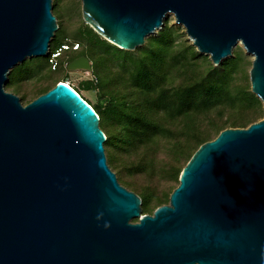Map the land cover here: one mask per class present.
I'll list each match as a JSON object with an SVG mask.
<instances>
[{
	"label": "water",
	"instance_id": "95a60500",
	"mask_svg": "<svg viewBox=\"0 0 264 264\" xmlns=\"http://www.w3.org/2000/svg\"><path fill=\"white\" fill-rule=\"evenodd\" d=\"M81 10L122 50L168 14L214 65L240 42L264 105V0H81ZM57 29L53 0H0V264H264V116L202 143L168 203L143 213L75 89L57 81L26 104L4 89L14 66L48 56ZM66 68L92 71L84 55Z\"/></svg>",
	"mask_w": 264,
	"mask_h": 264
},
{
	"label": "trees",
	"instance_id": "16d2710c",
	"mask_svg": "<svg viewBox=\"0 0 264 264\" xmlns=\"http://www.w3.org/2000/svg\"><path fill=\"white\" fill-rule=\"evenodd\" d=\"M57 30L60 31L59 25ZM82 31L83 36L95 39L107 49H110L111 45L113 52H117L119 57L122 56L120 55L121 50L117 46L105 39H100L92 27L86 25ZM172 37L171 29L168 27L163 28L159 31L157 37L152 39L148 46L143 49L145 54L132 59L131 64L136 62L138 65L133 77L135 87H126L124 93L107 89V92L103 91L99 103L95 106L85 100L98 113L100 127L102 128V125H104L110 132V135H108L105 129L102 128L106 134L104 145L107 147V154L113 165L122 162L125 165V161H119L121 156H125L128 152L136 153L140 151L141 155L137 163L126 166L129 171L145 172L148 169L154 170L155 160L148 151L151 146L148 148L147 146L153 144L159 133L171 131L164 125L169 118L181 116L180 123L185 130L186 137L193 134L197 141L195 147L189 148L187 144L180 140L179 132L174 135L175 141L170 147V151L174 152V159L168 163L167 167L170 168L168 167L165 173L178 180L184 164L187 163L192 154L202 143L211 140V128H216L215 131L218 134L225 128L247 127L249 124L258 121V118L250 116L247 112H242L239 113V117L227 118L221 124H218L216 119L212 118V113L216 112V117L220 118L225 113L235 111L237 106H241L240 108L246 106L243 109L245 110L255 101L259 102V99L247 88L238 91V89L232 87L233 69L241 60L239 56L226 59L217 66L210 64L208 67L203 68L199 61L200 54L193 47L186 46L185 52L180 57L186 60H180L175 64V58L173 60L172 58L176 57L177 51L174 50ZM54 41L58 46H50V54L47 57L50 58L52 53H59L57 59L61 62L64 57V55L62 57V52H68L69 54L63 63L64 66L75 56L86 54L84 51H74L79 48L71 49L67 43H60L61 41H57V39ZM76 45L77 47L80 46L79 43H76ZM63 46L67 48L64 49ZM180 52L178 51V53ZM125 56H129V53ZM125 56L122 57L125 59ZM88 59L90 60V58ZM46 62H48V58ZM122 67H124V64H122ZM55 70L53 69V71ZM172 72L182 81L175 83V86L162 87L163 81L167 82L168 74ZM107 79L106 81L100 79L99 86L107 82L116 84L124 81V78L117 73L109 78L107 77ZM10 82L12 83L11 79ZM93 87H96L93 81H89L85 85L87 89ZM50 88L42 90L39 94ZM74 89L79 93L76 88ZM104 94L114 97L113 101L115 105H118L120 114L112 115L111 106L106 101ZM102 114H104V121ZM108 119L113 120L112 123L114 124H108ZM204 120L209 121L204 124ZM108 149L111 152H108ZM181 155L185 156L186 162L182 166H178L176 162H179ZM126 185L136 190L129 183H126ZM140 195L142 209L146 213L145 203L147 199L143 193Z\"/></svg>",
	"mask_w": 264,
	"mask_h": 264
},
{
	"label": "rangeland",
	"instance_id": "374dc122",
	"mask_svg": "<svg viewBox=\"0 0 264 264\" xmlns=\"http://www.w3.org/2000/svg\"><path fill=\"white\" fill-rule=\"evenodd\" d=\"M53 13L57 17L60 31H55V35L51 40L50 46H58L55 44V39H57V41H61L60 43H67L71 49L75 47L76 43H79V49L74 51L80 50L86 53L83 55L90 58L92 71L87 72L82 70H67L63 63L69 54L68 52H62V57L63 55L64 57L62 58L61 62H59V59L53 58L52 55L50 58L47 56L26 58L23 62L12 68L9 73L8 81L4 85V89L8 92L17 94L21 98L23 104L30 102L32 99L38 96L42 90L50 88L58 80L67 81L72 87L76 88L80 95L84 99L88 100L92 106H95L99 103L103 91L107 92V89H114V92L124 93L126 91V87H135V84L133 83V77L138 69V65L136 62L131 64L133 61L132 59L137 58L142 54L144 55L145 53L143 49H145L150 41L157 37L159 31L165 27L171 29L173 35L172 41L174 43V50L175 52L177 51L175 55L176 57L172 58V60L175 58V64L180 60H186L184 58H180L181 54L185 52L186 46L193 47L197 51L196 47L192 44V40L188 38L185 28L175 22V17L173 14H168L165 17L162 28L156 33L149 35L143 45L137 47L134 50L120 49V55L122 56H125L127 53H129V56H125L126 58L124 59L122 56H120V58L117 52H113V47L111 45V48L107 49L105 46L99 44L95 39H90L83 36L82 30L86 25H90L87 24L82 17L81 0H53ZM98 37H100V39H105L101 35ZM178 51L181 52L178 53ZM199 54V61L201 62V66L203 68L208 67L210 64L217 66L212 63L209 55L201 53ZM235 56H239L241 60L239 64L233 69L234 77L232 78V87L234 89H238V91L247 88L251 92L249 71L253 56L246 52L242 44H237L233 48L232 55L229 58ZM47 58L48 62H46ZM122 64H124V67H122ZM53 69L56 70L53 71ZM116 73L122 76L124 81L116 84L107 82L104 83V85L99 86V83L101 82L100 79L106 81L107 77L109 78L112 75H116ZM172 74L173 72L168 74V81H163L162 87L175 86L177 83L182 81V79H180L177 75ZM10 79L12 83L10 82ZM89 81H93L96 87L89 89L85 88L86 83ZM104 97L111 106L110 109L112 110V115L120 114L118 105H115L113 101L114 97L107 94H104ZM240 107L237 106L235 111L225 113L220 118H217L216 112H214L212 113V118L216 119L218 124H221L227 118L239 117V113L242 112H247L250 114V116L258 118V120L264 116V105L260 99L259 102L255 101L253 104H250L245 110L243 109L246 106L243 108ZM180 118L181 116L169 118L164 125L171 129V131L159 133L153 144L147 146V148L151 146L148 151L155 160V165L153 168L154 170L148 169L145 170V172H136L129 171V168L126 167L137 163V161L140 159V151L136 153L128 152L125 154V156H121L119 161H125V165L123 162L121 164L114 163L113 165L107 154V147H105L108 164L110 168L117 174L120 183L128 189L136 192L139 196H141V193L146 196V213L151 214L157 206L168 203L170 193L178 184V180L173 179L170 175L165 173L166 169L169 167H167V165H169L168 163L172 162L174 159V152L170 151V147L175 141L174 135L179 132L180 140L187 144L189 148L196 146L197 138H195L193 134L186 137L187 135L184 133L185 130L182 128V124L180 123L182 119ZM102 119L104 121V114H102ZM112 121L108 119L107 123L114 124ZM208 121L204 120V124L208 123ZM102 128H104L106 133L110 135V132L106 126L102 125ZM215 130L217 129L211 128V139L217 136V132ZM108 152L111 151L109 150ZM180 157L181 158L179 162H176L178 166H182L186 162L185 156L181 155ZM125 182L129 183L136 190L129 188ZM134 221H136V219H134Z\"/></svg>",
	"mask_w": 264,
	"mask_h": 264
},
{
	"label": "built area",
	"instance_id": "2783aa9c",
	"mask_svg": "<svg viewBox=\"0 0 264 264\" xmlns=\"http://www.w3.org/2000/svg\"><path fill=\"white\" fill-rule=\"evenodd\" d=\"M49 54H50V50H49ZM58 54L59 53H52L51 55H52L53 58H57ZM65 83H67L69 85V83L67 81H65Z\"/></svg>",
	"mask_w": 264,
	"mask_h": 264
},
{
	"label": "clouds",
	"instance_id": "9594fccd",
	"mask_svg": "<svg viewBox=\"0 0 264 264\" xmlns=\"http://www.w3.org/2000/svg\"><path fill=\"white\" fill-rule=\"evenodd\" d=\"M62 48H64V49H65V48H67V47H66V46H63ZM74 48H78V47H77V45H75V47H74ZM66 65H67V64H66ZM69 86H71V85L69 84ZM71 87H72V86H71ZM72 88H73V87H72ZM73 89H74V88H73ZM79 94H80V93H79Z\"/></svg>",
	"mask_w": 264,
	"mask_h": 264
},
{
	"label": "flooded vegetation",
	"instance_id": "af4514ba",
	"mask_svg": "<svg viewBox=\"0 0 264 264\" xmlns=\"http://www.w3.org/2000/svg\"><path fill=\"white\" fill-rule=\"evenodd\" d=\"M78 56H81V55H78ZM78 56H75V58H77ZM72 59H74V58H72ZM72 59H71V60H72Z\"/></svg>",
	"mask_w": 264,
	"mask_h": 264
},
{
	"label": "bare ground",
	"instance_id": "6f19581e",
	"mask_svg": "<svg viewBox=\"0 0 264 264\" xmlns=\"http://www.w3.org/2000/svg\"><path fill=\"white\" fill-rule=\"evenodd\" d=\"M156 32H157V31H156ZM156 32H155V33H156ZM153 34H154V33H153ZM151 35H152V34H151ZM189 39H190V38H189ZM238 44H241V43L239 42Z\"/></svg>",
	"mask_w": 264,
	"mask_h": 264
}]
</instances>
